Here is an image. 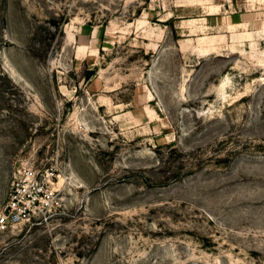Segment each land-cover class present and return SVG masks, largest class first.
<instances>
[{
	"label": "rangeland",
	"instance_id": "rangeland-1",
	"mask_svg": "<svg viewBox=\"0 0 264 264\" xmlns=\"http://www.w3.org/2000/svg\"><path fill=\"white\" fill-rule=\"evenodd\" d=\"M23 165L0 264H264V0H0V212Z\"/></svg>",
	"mask_w": 264,
	"mask_h": 264
},
{
	"label": "built area",
	"instance_id": "built-area-1",
	"mask_svg": "<svg viewBox=\"0 0 264 264\" xmlns=\"http://www.w3.org/2000/svg\"><path fill=\"white\" fill-rule=\"evenodd\" d=\"M54 178L55 174L49 170L42 173L28 165L19 167L13 173L8 202L0 212V230L31 220L37 223V216L45 214L50 206Z\"/></svg>",
	"mask_w": 264,
	"mask_h": 264
}]
</instances>
